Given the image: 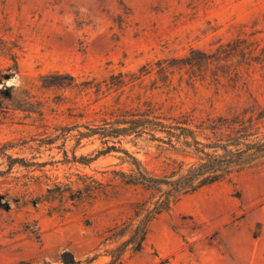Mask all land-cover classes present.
<instances>
[{"label": "rangeland", "instance_id": "obj_1", "mask_svg": "<svg viewBox=\"0 0 264 264\" xmlns=\"http://www.w3.org/2000/svg\"><path fill=\"white\" fill-rule=\"evenodd\" d=\"M3 33L11 35L7 38L19 59L15 72L14 62L0 52V89L7 90V108L0 110V152L11 155L0 154V264L56 261L65 250L80 260L96 256L93 264H103L111 247L104 232L126 219L145 193L107 185L106 170L129 166L116 154L96 156L99 141H84L75 149L88 158L84 161L73 157V142L65 147L67 155L61 141L45 144L56 125L74 123L67 107L75 97L84 103L100 98L93 108L151 100L167 113L192 112L199 123L221 113L212 106L217 100L222 106L247 101L216 97L208 83H190L184 70H176L168 86L148 75L124 92L103 83L99 94L94 88L86 94L45 87L41 76L59 71L79 82L104 81L238 36L264 43V0H0ZM14 79L18 83H6ZM257 88L264 105V88ZM205 137L215 139L212 133L200 136ZM125 145L156 175L169 173L175 161H194L146 139ZM103 189L117 192L96 196ZM118 264H264V157L183 196L151 223L143 249L128 251Z\"/></svg>", "mask_w": 264, "mask_h": 264}, {"label": "trees", "instance_id": "obj_2", "mask_svg": "<svg viewBox=\"0 0 264 264\" xmlns=\"http://www.w3.org/2000/svg\"><path fill=\"white\" fill-rule=\"evenodd\" d=\"M7 36L11 35L3 33L0 36V52L10 57L14 62L12 70L16 72L19 55ZM176 70H184L190 83L201 80L211 85L216 97H245L247 103L222 106L216 99L212 106L221 113L215 117L208 115L199 123L192 112L167 113L151 100L143 103L140 100L135 105L117 101L93 108L92 104L100 98L93 103H84L77 96L67 107V116L73 118L74 123L56 125L53 135L45 141L46 145L61 141L66 155V145L73 142V157L77 161L88 160L85 155H76L77 147L84 141H99L101 148L96 150V156L116 154L121 164L129 166V169L106 170L105 173L109 174L107 185L113 188L118 184L139 187L145 193L143 198L132 203V213L126 219L116 221L104 232V241L111 247L105 250L110 260L103 264L121 263L128 251H141L151 223L183 196L226 179L234 171L264 157V105L257 88V85L264 88V43L238 36L213 49L191 48L185 56L148 62L136 71H121L104 81L88 79L79 82L73 74L59 71L49 72L40 78L45 87L76 88L80 93L86 91V94L94 88L99 94L104 91L103 83L107 89H122L124 92V87L135 86L148 75L168 86L173 82ZM255 73H258V78ZM3 78L4 73L0 71V83ZM6 92L0 89L1 111L7 108ZM60 102L57 104H63ZM208 133H212L215 139L200 138ZM143 139L167 145L191 156L194 161H175L177 166L169 173L156 175L125 145H136ZM0 154L11 157L6 151L1 150ZM11 167L12 163L9 164ZM100 184L106 186L102 182ZM116 192L103 189L96 196L109 197ZM95 260L96 256L80 260L72 251L65 250L56 261L46 260L42 264H93Z\"/></svg>", "mask_w": 264, "mask_h": 264}, {"label": "clouds", "instance_id": "obj_3", "mask_svg": "<svg viewBox=\"0 0 264 264\" xmlns=\"http://www.w3.org/2000/svg\"><path fill=\"white\" fill-rule=\"evenodd\" d=\"M6 83L11 85L13 83H18V81L14 79V80L7 81ZM0 87H2V86H0Z\"/></svg>", "mask_w": 264, "mask_h": 264}]
</instances>
